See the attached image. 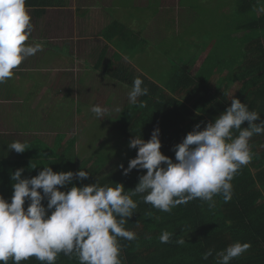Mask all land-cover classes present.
Listing matches in <instances>:
<instances>
[{
    "label": "trees",
    "instance_id": "16d2710c",
    "mask_svg": "<svg viewBox=\"0 0 264 264\" xmlns=\"http://www.w3.org/2000/svg\"><path fill=\"white\" fill-rule=\"evenodd\" d=\"M262 2L264 0H240L237 4L236 16L248 17L242 27L251 31V34L242 41L238 57L232 59L231 71L225 70L219 77L214 74L216 64L205 68L198 58L191 59V45L173 32L177 37L174 36L175 40H180L181 43L176 45L179 51L177 50L178 55L175 54L171 61L172 73L168 81L164 82L159 75L157 80H148L144 86L148 88V94L140 96L135 105L128 102L119 118L115 119L114 128L128 147L126 153L117 149H96L92 156L81 160L77 158L79 141L74 137L64 142V134H60L54 148H49L45 142L31 143L28 145L29 149L16 153L15 159L0 160V195L9 201L11 199L13 189L10 172L24 168L22 176L32 177L46 164L54 171H87V179H74L73 183L78 186L96 181L101 186L108 184L113 187L115 183H122L125 192L131 193L139 182V176L146 173V170L133 169L124 175L123 169L118 166L121 163L127 168L129 160L136 156L137 149L129 147V141L135 135H141L147 140L158 126L161 152L175 160L173 146L181 142L197 123L203 129L207 122H214L215 117L230 105L233 96L246 103L249 110L260 113V120H264V9L260 10ZM195 66H201L203 73L196 75L192 71ZM128 67L134 71L133 75ZM125 68L121 76L127 81L128 90L131 89L134 79L143 74L131 65ZM162 82L166 83L165 87L164 83L161 86ZM140 102L146 106L140 107ZM246 126L247 122L242 125ZM92 139L90 136V141ZM249 144L252 160L235 174L231 181L232 198L228 202L224 201L222 195H215L214 206L197 198L172 208L170 212H163L145 203L144 194L133 196L138 207L128 218L125 228L135 232L136 239L129 241L118 238L123 264H216V253L237 241L248 242L251 247L232 259L230 264H264V134H254ZM85 146L91 149L89 141L82 148ZM44 154L57 158L45 157ZM110 162H115V167L111 168ZM30 164L37 166L30 168ZM105 168L106 171H103ZM28 203L26 200L25 208ZM42 203L46 207L47 200ZM165 230L172 233V238L168 243H161L160 235ZM178 239H183L185 243H176ZM208 249H212V255L205 260L203 254ZM8 264L13 262L9 260ZM20 264L41 262L33 256ZM55 264H79V261L75 254L69 257L61 253Z\"/></svg>",
    "mask_w": 264,
    "mask_h": 264
},
{
    "label": "clouds",
    "instance_id": "9594fccd",
    "mask_svg": "<svg viewBox=\"0 0 264 264\" xmlns=\"http://www.w3.org/2000/svg\"><path fill=\"white\" fill-rule=\"evenodd\" d=\"M33 25L26 0H0V84L14 76V69L28 57L43 50V42H25ZM143 80L135 78L128 91V102L148 94ZM230 105L201 129L197 123L181 142L173 146L175 160L161 152L160 129L155 127L149 139L135 135L129 147L137 154L127 168L118 167L127 175L133 169H144L131 193L122 183L115 186L95 183L78 186L89 173L54 171L49 164L32 177H23L24 168L10 172L13 193L10 201L0 195V264H20L35 257L41 264H55L59 254L78 258L79 264H123L118 238L136 239L127 230L128 222L138 205L133 196L144 194L145 203L163 212L187 204L194 199L210 202L222 195L225 202L232 198V183L238 170L251 162L249 141L254 134H264V120L260 113L249 110L246 103L235 96ZM140 102V107H145ZM91 112L98 119L107 109L93 105ZM260 120L259 123L257 121ZM247 122L246 127L242 125ZM8 150L23 153L29 146L13 141ZM47 157L46 154H44ZM37 165L30 164V168ZM71 185V187H67ZM65 190H61V189ZM47 200V205L42 201ZM29 201L25 208V202ZM172 233L160 235L161 243H168ZM183 245L185 241L178 239ZM251 247L239 241L216 253V264H230ZM212 249L203 254L207 260Z\"/></svg>",
    "mask_w": 264,
    "mask_h": 264
},
{
    "label": "crops",
    "instance_id": "0c3cea01",
    "mask_svg": "<svg viewBox=\"0 0 264 264\" xmlns=\"http://www.w3.org/2000/svg\"><path fill=\"white\" fill-rule=\"evenodd\" d=\"M167 2L26 0L33 31L25 43L43 42L44 46L42 51L26 58L14 69L12 78L0 84V160L15 159L17 152L9 151L7 146L16 140L27 145L45 142L49 148L57 145L60 134L66 135L64 142L74 137L77 141L82 140L75 133L71 138L68 136V130H75V123L70 124L72 116L79 120L77 113L84 106L80 97L82 89L90 90L93 84L101 87L110 84L125 93L127 81L121 72L126 70V58L129 65H134L133 68L140 73V63L134 59L140 49L134 58L128 59L125 47L116 42H123L130 34L137 43L143 42L149 47V55L157 56L163 54L157 47H165L166 42L171 41L172 45L181 43L174 37H163L165 32L184 29L188 33L183 20L187 13L183 16L181 10L183 5L174 6L173 0L170 4ZM152 21L160 24L161 33L155 37L159 43L146 36ZM143 37L145 40H140ZM127 69L131 74L134 72L129 67ZM63 126L66 131H60ZM54 127L59 128L54 131ZM78 145L79 151L87 150V147Z\"/></svg>",
    "mask_w": 264,
    "mask_h": 264
},
{
    "label": "rangeland",
    "instance_id": "374dc122",
    "mask_svg": "<svg viewBox=\"0 0 264 264\" xmlns=\"http://www.w3.org/2000/svg\"><path fill=\"white\" fill-rule=\"evenodd\" d=\"M167 1V4H170V0ZM239 2L240 0H173L172 5H178V7L183 5L181 9L183 11V16L187 13L183 20L185 25H187L186 29L188 33L186 30L182 29L181 31H175V34L177 33L182 40L186 38V42H189L191 45L192 49L189 48V50H191L189 54L191 59L198 58V60L204 64L205 68H208L213 63L217 65L214 69L216 77L222 75L225 70L231 71L230 66L232 59L238 57L242 41L251 34V31L242 27V23L246 22L248 17L238 18L241 16H236L235 11ZM262 3L263 4L260 5V10L264 9V2ZM159 25L160 24L156 21H152L146 33V36L148 35L150 38H154L151 39L154 43L160 42L155 38L157 34L159 35L161 33V29L158 28ZM209 29L212 31L211 33ZM174 36L177 38L176 35H173V29H170L163 35L165 38ZM126 37L123 42L121 41L119 44L116 42V44L120 47H125L124 51L128 59L134 58L138 49L144 52V54L140 52L136 58H134L135 61L140 63L138 65H140V73L143 75H139L138 77L143 80V87L147 85L148 80H157L158 75L163 77L164 82H167L172 73L171 61L174 59L173 56H175L177 50L179 51L178 47L172 45L173 42L171 41L166 42L168 44L165 47H157V50L162 51L163 54L154 56L149 55V47H147L146 44L139 41L137 43L136 38L130 34ZM140 40L145 39L143 37V39ZM164 42L165 41L162 43ZM145 43H147V41H145ZM132 50L133 54H131ZM171 52H173V54H171ZM144 56H146V62L144 61ZM128 61L129 60L126 58V66L129 65ZM130 65L134 66L132 64ZM192 71L196 75L203 73L201 66H195ZM78 80H80V78H78ZM96 80L97 78L94 79L93 82H96ZM164 82L160 83L161 86H163ZM165 85L166 83H164L163 87H165ZM88 88H91V86ZM129 90L130 89L127 90L125 88V93H122V90L119 89L118 86L110 84L105 87L93 84L90 90L82 89L80 97L82 104H84L83 109L80 113H77L76 117L79 116V120L75 118L74 115L72 116V121L70 120V124L75 123V130H68V136L70 138L72 134L75 133L79 135V139H82L79 141V147L87 144L88 141L91 143L90 150L88 149L89 146H85L87 150L83 152L77 149L78 157L79 155L82 156V158L79 159L84 160L92 156L96 149H117L123 153L127 152L128 147L124 144L123 138H121L114 126L115 119L119 118L123 108L128 104ZM93 105H101L106 108V117L98 119L95 114L91 112V107ZM59 113L60 112H58V118ZM58 128L59 127H54L52 129L56 131ZM66 130L64 126L60 128V131ZM90 136L93 138L91 141ZM85 153L86 156L84 155ZM79 162L81 161L79 160ZM114 164L115 162H110L111 168L115 167ZM87 166H89V164ZM103 171H106V168Z\"/></svg>",
    "mask_w": 264,
    "mask_h": 264
}]
</instances>
